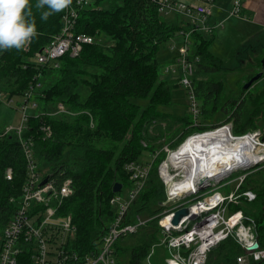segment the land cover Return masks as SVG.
Instances as JSON below:
<instances>
[{
  "label": "trees",
  "instance_id": "trees-1",
  "mask_svg": "<svg viewBox=\"0 0 264 264\" xmlns=\"http://www.w3.org/2000/svg\"><path fill=\"white\" fill-rule=\"evenodd\" d=\"M35 3L36 0H30L31 18L39 33L29 49L0 52V81L5 80L7 88H15L11 93L14 95H23L34 81L39 68L31 57L50 43L62 27L64 10L41 20L42 10ZM103 3L109 8H103ZM97 4L80 12L77 29L97 36L98 41L85 45L76 56H64L58 66L40 67L41 80L46 84L37 96L41 109L54 110L61 102L77 114L32 116L24 132L26 137L33 138L36 159L45 176L49 175L57 186L68 177L73 178L74 194L63 202L60 212L73 217L78 228L74 246L82 250L98 243L113 220L115 208L110 204L113 186L117 182L130 183L126 163L152 162L163 143L174 136L182 142L193 129L189 114L174 113L173 89L179 84L161 77L156 55L159 43L180 32L184 25L168 23L163 18L159 0H98ZM193 43L195 52L201 56L200 72H215L223 67L208 51L201 32L194 34ZM252 50L258 53H250L249 61L245 59L240 67L244 63L245 68L248 65L256 69L261 65L264 48ZM221 88L222 82L215 78L197 80L195 91L201 102V114L216 113ZM252 95L250 111L246 112L243 100L241 111L234 112L236 133L259 127L264 118V87ZM228 102L231 104L232 100H227L222 110L231 121ZM42 124L51 126L52 137H44ZM157 128L168 132L155 133ZM163 137L166 140L162 141ZM8 167L13 169L12 179L6 177ZM155 168L132 212L151 216L160 213L162 207L157 204L164 200V183ZM262 172L250 178L257 199L247 205L246 212L254 215L258 238L264 244ZM27 175V160L17 135L4 134L0 129V229L14 215L17 203L11 199L21 197ZM159 228V219H153L144 229L146 234L141 241L130 246V264H143L157 241ZM240 252L236 242L228 239L210 254L207 264L223 260L226 264H239Z\"/></svg>",
  "mask_w": 264,
  "mask_h": 264
},
{
  "label": "built area",
  "instance_id": "built-area-1",
  "mask_svg": "<svg viewBox=\"0 0 264 264\" xmlns=\"http://www.w3.org/2000/svg\"><path fill=\"white\" fill-rule=\"evenodd\" d=\"M97 1L72 0L71 5L64 10L60 32L53 36L50 43L34 54L36 57L34 62L37 64L39 72L22 95L21 125L19 127L8 126L4 131V134H8L17 130L16 134L27 160L28 175L22 188L21 197L11 199L17 203L14 215L0 229V264H130L128 255L124 254L130 248L123 239L140 232V230L143 231L155 218L159 219L160 224L157 232L163 235L159 244L166 245L169 252L166 259L167 264H207L210 254L228 239H233L241 249L237 257L239 264H264V244L258 238L257 222L254 215L245 210V205L252 204L257 199V192L250 185V178L260 171L264 173V126L260 125L244 133H236L233 126L235 121L228 120L213 125V128L208 130L227 129L231 143L243 142L246 138H250L252 152L263 157L255 163L257 166H252L254 163L236 165L213 175L208 180L201 181L197 189L180 193L181 186L174 184L181 181L184 176L170 171L174 175V181L170 186L162 175V167L168 158L159 169L167 192V200H163L160 205L163 206L162 209L168 207L161 209L156 216L132 212L135 202L147 187L154 160L160 156L162 150L169 151V157L174 151L169 144L160 146L161 148L156 151L152 162L133 160L126 163L125 169L130 180L128 184L131 186L125 194H122L121 190L110 198V204L115 208L114 217L106 227L100 241L94 243L88 250L78 249L74 246L77 225L70 214L62 215L60 213L63 202L74 194L73 178L68 177L60 186H57L49 175L45 176V172L40 168L36 159L33 138L26 137L24 132L32 116L77 114V112L67 109L61 102L54 110L41 109L37 96L42 94L46 84L41 80L42 70L40 71V67L58 66L64 56H76L85 45L98 41L97 36L77 29L80 12L86 7L98 6ZM198 1L159 0L160 12L167 8L166 13L174 11L176 14L192 20L188 27L184 26L180 30V33L185 36V44L178 50L173 60L166 64V69L168 74H175L174 80L187 90L190 109L189 125L193 129L204 126L200 120L201 102L195 91L197 80L202 79L197 76L200 73L201 56L195 52L193 40L195 33L211 30V27L207 25V20L212 14L210 7L212 0ZM246 1L248 0H232L228 9L229 15L252 17L243 10ZM212 4L216 3L212 2ZM199 20L203 21V26L198 24ZM37 33H39L38 30ZM99 39L101 40V38ZM31 41L24 47L26 50L29 49ZM259 73H261L260 78H264L262 61L255 75ZM248 81L249 79L245 83ZM251 86L244 88L242 99L232 100L230 106L233 107V105L241 104L243 100H246ZM263 105L264 102L262 107ZM30 108L35 112L29 113ZM41 129L45 138L53 136V129L50 125L42 124ZM196 134L187 135L184 141L186 142ZM144 145L147 143L144 142ZM240 170L250 171L238 175L231 182L223 183L234 172ZM6 177L12 179L13 169L11 167L6 170ZM46 177H49L48 182L41 184ZM234 182H236L235 188L229 191L221 189ZM205 189H209V191H203ZM182 208H187L188 213L177 224L173 223L175 212ZM165 219L168 221L164 222ZM209 220H212L210 224ZM208 224L210 226L209 237L205 231V226ZM151 253L152 248L145 260L150 258Z\"/></svg>",
  "mask_w": 264,
  "mask_h": 264
},
{
  "label": "rangeland",
  "instance_id": "rangeland-1",
  "mask_svg": "<svg viewBox=\"0 0 264 264\" xmlns=\"http://www.w3.org/2000/svg\"><path fill=\"white\" fill-rule=\"evenodd\" d=\"M182 1L190 2V0H182ZM193 1L197 2L198 0H193ZM200 1L204 2L203 0ZM248 1L252 3L251 8L249 9L253 12L245 10L244 8L243 10L248 12L250 16H252L250 18L242 17L238 15L230 16L229 10L225 11L224 8L222 9V7H225V5L229 2V0H220L218 1V3L217 0H212L210 3L212 14L209 15L208 17L207 25L211 27V30L210 29L204 30L201 31V33L203 34L204 40L208 46V51L213 56V58H215L218 62L223 64V67L220 66V69L215 72L201 71L200 73H198L197 76L202 79H208L212 77L215 78L216 80L221 81L222 82L221 97L218 108L215 111L216 113L201 114L200 120L201 123L204 124V126L201 128L192 129L190 135L211 129L213 128L212 127L213 125L225 121L228 117L225 110L224 111L222 110V105L226 104L227 100L229 99L235 101L241 100L244 95L243 90H245L244 89L245 82L254 72L258 70V68L255 69L248 65H246L245 68L244 67L245 63L243 64L242 67H240V65L245 59L249 61L250 53L253 52L252 50L253 48L255 49L264 48V0H248ZM212 2H215L216 4H212ZM103 8L107 9L109 8V5L107 3H103ZM167 10H168L167 8L164 9V11L161 12V15L168 23L175 21L176 24H182L186 27H188L189 24L192 23L191 19H187L179 14H176V12L174 11H170L171 13L168 11L166 13ZM257 14H261V15L257 17ZM198 24L200 26H203V21L199 20ZM184 44H185V36L180 32L170 37L169 39L159 43V48L157 50L156 55L160 66V73L162 75L161 77L166 79H173V80L175 79L176 76L175 74L172 75L168 74L166 69V64L173 60L178 50L182 48ZM203 47L206 48V45L204 44ZM253 53H258V52H253ZM31 60L33 62L36 61V57L34 56L31 57ZM6 86L7 85L5 83V80L0 81V129H2L3 131H5L8 126L19 127L21 125L22 117H23V110L21 109L23 96L11 94L15 92V88H7ZM263 86H264V78H260L255 84L251 86L249 95L245 100V103L247 104V107L245 108L246 112L250 111L252 107V100L254 98L252 93L256 92L258 88H261ZM173 101H174V105H173L174 113H181L183 115L190 114V109L188 105L189 98L185 87L181 85H177L174 87ZM227 107H228L227 109L229 110V114L233 118L231 121H235L236 115H234V112L237 106L233 105V107L230 109L231 106L230 104L227 103ZM262 110L264 112V105L262 107ZM33 112H35V110L30 108L29 113H33ZM260 125L261 127L264 126V118L261 121ZM16 131H13L12 133L17 135ZM158 132H162L163 133L162 135H165L164 133L165 132L167 133L168 131L166 130L159 131L158 128L155 129V133ZM177 137L178 136H174L172 139H170V141L167 140L165 143L161 145V147L165 144H169L170 147L175 151L177 148L180 147V144L184 140H186L185 137L182 142L177 141L178 140ZM164 140H166V137L162 138V141ZM175 141L176 143L173 144ZM144 142L146 141H143V144ZM169 155H170L169 151L162 150V152L160 153V158L157 161L156 159L154 160L153 158H151L152 160H154L153 168L154 167L157 168L159 178L163 183H164L163 177L160 175L159 169L162 163H164L168 158L170 159ZM169 159L166 161L167 163ZM156 168L154 169V171L156 170ZM249 171L250 170L236 171L229 178L224 180L223 183L231 182L236 177H238V175L244 172L247 173ZM235 185L236 182L229 183L228 186L223 187L221 189L223 191H229L235 188ZM130 186L131 184L125 185L121 193L125 194L130 188ZM203 191L208 192L209 189L207 190L205 189ZM163 194H164L163 199L165 200L167 198L165 183H164ZM155 205L156 204L153 203V207ZM157 206L163 207L162 205L159 204H157ZM143 232L144 230L143 231L140 230V232L128 236L127 238L123 239V241L130 248V246H133L135 243L137 244L138 242L141 241V236L146 234ZM162 237L163 235L160 232H157V241L152 247L151 256L149 259L145 260L143 264H166L165 258L167 256V253H165V250H167V247L166 245L159 244ZM124 254L128 255V251H126ZM124 254L122 253L123 257H125ZM218 264H226V262L223 260L221 262H218Z\"/></svg>",
  "mask_w": 264,
  "mask_h": 264
},
{
  "label": "bare ground",
  "instance_id": "bare-ground-1",
  "mask_svg": "<svg viewBox=\"0 0 264 264\" xmlns=\"http://www.w3.org/2000/svg\"><path fill=\"white\" fill-rule=\"evenodd\" d=\"M250 138L243 142L231 143L227 129L208 130L196 134L183 142L179 148L171 153L168 163L162 167V175L171 186L175 174L184 177L174 185H180L182 191H192L199 187L202 179H210L213 175L232 168L236 165L256 163L260 154L252 152ZM173 185V187H174ZM172 187V188H173ZM165 219L164 222H167ZM212 220H209L210 224ZM205 226L207 236H210V226Z\"/></svg>",
  "mask_w": 264,
  "mask_h": 264
},
{
  "label": "clouds",
  "instance_id": "clouds-1",
  "mask_svg": "<svg viewBox=\"0 0 264 264\" xmlns=\"http://www.w3.org/2000/svg\"><path fill=\"white\" fill-rule=\"evenodd\" d=\"M72 0H36L41 20L68 8ZM30 0H0V52L23 49L37 33Z\"/></svg>",
  "mask_w": 264,
  "mask_h": 264
},
{
  "label": "water",
  "instance_id": "water-1",
  "mask_svg": "<svg viewBox=\"0 0 264 264\" xmlns=\"http://www.w3.org/2000/svg\"><path fill=\"white\" fill-rule=\"evenodd\" d=\"M262 64H263V66H264V56H263V58H262ZM260 76H261V73H259V74L255 75V76H253V77H252L247 83H245L244 88H249V87H250V86H251L256 80H258V79L260 78ZM226 120H228V118H227ZM254 165H255V163H254L252 166H254ZM48 180H49V177H46V178L42 181L41 184H45V183H47ZM204 180H206V179H205V178L202 179V182H203ZM122 188H123V184L120 183V182H117V183H115V185L113 186V192H114V193H118V192H120V191L122 190ZM187 213H188V209H187V208H182V209L176 211V212H175V215H174V218H173V223L177 224V223L180 221V219H181L184 215H186ZM255 246H257V244H255Z\"/></svg>",
  "mask_w": 264,
  "mask_h": 264
},
{
  "label": "crops",
  "instance_id": "crops-1",
  "mask_svg": "<svg viewBox=\"0 0 264 264\" xmlns=\"http://www.w3.org/2000/svg\"><path fill=\"white\" fill-rule=\"evenodd\" d=\"M190 1H193V0H190ZM220 1V0H219ZM231 2H232V0H229V2L225 5V7H222V9L224 8V10L225 11H227L229 8H230V6H231ZM217 3H218V1H217ZM251 5H252V3L250 2V1H246L245 3H244V9L245 10H248V11H251L249 8H251ZM251 12H253V11H251ZM259 15H261V14H257V17L259 16ZM228 104H230L229 102H228ZM246 208H247V205H245V210H246ZM165 253H167V256H166V258H165V261H166V259H167V257L169 256V252H168V250H165ZM166 264H167V262H166Z\"/></svg>",
  "mask_w": 264,
  "mask_h": 264
},
{
  "label": "flooded vegetation",
  "instance_id": "flooded-vegetation-1",
  "mask_svg": "<svg viewBox=\"0 0 264 264\" xmlns=\"http://www.w3.org/2000/svg\"><path fill=\"white\" fill-rule=\"evenodd\" d=\"M236 106H237V108H236V110L235 111H241V108H240V106H241V104H236ZM243 108V107H242Z\"/></svg>",
  "mask_w": 264,
  "mask_h": 264
}]
</instances>
